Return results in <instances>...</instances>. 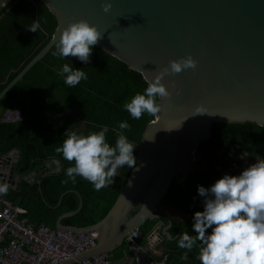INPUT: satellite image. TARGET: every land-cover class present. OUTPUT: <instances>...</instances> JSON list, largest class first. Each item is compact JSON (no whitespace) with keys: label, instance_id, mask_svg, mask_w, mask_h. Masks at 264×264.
<instances>
[{"label":"water","instance_id":"95a60500","mask_svg":"<svg viewBox=\"0 0 264 264\" xmlns=\"http://www.w3.org/2000/svg\"><path fill=\"white\" fill-rule=\"evenodd\" d=\"M13 1L5 4L0 0L4 5L0 16ZM41 1L56 16L57 27L45 46L0 93V100L51 50L60 31L79 19L97 26L102 36L96 46L139 72L147 83L157 72L170 67L171 60L191 54L197 61L195 69L163 77L172 95L159 98L160 110L136 143V166L107 214L88 226L63 224V218L75 215L83 206L78 193V209L58 218L56 228L97 233L93 247L60 264L81 263L113 253L124 244L141 252L130 235L149 219L158 220L151 232L156 231L160 240L171 239L172 221L159 212V207L174 179L182 181L196 169L200 143L211 137L213 125L250 122L264 126V0ZM103 2L111 3L108 12L103 10ZM198 106L203 113L196 112ZM18 157L16 151L0 155V183L17 184L19 188L21 178L15 172ZM257 159L264 158L243 150L226 173L238 175ZM13 160L14 165L6 172L5 162L11 164ZM50 168L43 165L24 179L38 180ZM136 206L138 211L130 215ZM162 220L169 223L158 233Z\"/></svg>","mask_w":264,"mask_h":264},{"label":"trees","instance_id":"16d2710c","mask_svg":"<svg viewBox=\"0 0 264 264\" xmlns=\"http://www.w3.org/2000/svg\"><path fill=\"white\" fill-rule=\"evenodd\" d=\"M37 20L40 23L37 32L29 30ZM57 24L56 16L41 0H16L5 8L0 16V93L45 46ZM55 52L56 44L0 100V155L18 152L15 172L21 178L20 187L9 186V191L3 196L27 210L29 223L56 228L57 220L63 213L78 209L80 194L83 200L81 210L63 218L62 222L65 225L88 226L107 214L133 168L124 166L117 169L114 182L99 191L79 176L73 183L66 175L71 163L56 151L65 139L64 133L68 130L86 135L108 126L110 131L106 138L109 144L114 145L117 135L111 130L117 129L118 123L126 120L131 127L125 130V134L129 141L136 144L156 113H146L137 120L124 109V103L135 94L143 93L148 83L123 61L96 45L88 64L73 56L61 58ZM66 63L82 68L87 79L75 87L66 85L58 75L59 69ZM156 102L160 105L159 98ZM11 111L18 112L21 118L7 121L5 114ZM243 150L264 158V126L250 122L213 125L211 137L200 143L196 169L182 181L174 179L161 205L190 216L187 220L174 222L171 228L174 235L182 232L194 235L191 232L193 214L203 208L197 186L208 187L223 176L240 158ZM134 155L136 157V147ZM43 165H50L51 168L39 178L41 184L38 180L31 182L24 179ZM66 191L60 206L56 207ZM138 209L139 206L133 208L130 215ZM157 222L155 219L147 220L140 231L150 233ZM178 238L179 235L168 242L164 252L168 261L200 264L197 259L199 248L194 247L191 251L181 249L177 246Z\"/></svg>","mask_w":264,"mask_h":264},{"label":"clouds","instance_id":"9594fccd","mask_svg":"<svg viewBox=\"0 0 264 264\" xmlns=\"http://www.w3.org/2000/svg\"><path fill=\"white\" fill-rule=\"evenodd\" d=\"M102 7L108 12L111 3L103 2ZM39 27L37 20L28 29L37 32ZM101 36L97 26L86 19L71 21L59 33L55 55L77 57L88 64L93 47ZM196 66L197 61L191 54L171 60L170 67L157 72L143 93L135 94L124 103V109L137 120L146 113H157L160 110L157 98L165 99L172 95V90L162 82L165 74L195 69ZM58 75L71 87L87 79L82 68L67 63L59 69ZM196 112L203 113L199 106ZM130 127L124 120L118 123V131L111 130L117 135L114 145L109 144L106 138L110 131L108 126L86 135L66 130L65 139L56 151L71 163L66 169L67 177L75 183L79 176L99 191L114 182L117 169L135 167L134 149L137 144L129 141L125 134ZM8 191L9 185L0 183V195ZM197 193L202 198L203 208L193 214L191 232L194 235L182 232L177 246L187 251L198 247L200 264H264V159H257L238 175L226 173L208 187L198 185Z\"/></svg>","mask_w":264,"mask_h":264},{"label":"built area","instance_id":"2783aa9c","mask_svg":"<svg viewBox=\"0 0 264 264\" xmlns=\"http://www.w3.org/2000/svg\"><path fill=\"white\" fill-rule=\"evenodd\" d=\"M18 112H7L8 121L19 120ZM27 210L15 205L0 195V264H60L96 244L97 233H79L60 228H51L45 224L35 226L26 217ZM130 238L145 241L142 254L134 264H175L168 256L150 257L157 245V232L148 234L136 230ZM155 241V243H154ZM80 264H113L107 254H100Z\"/></svg>","mask_w":264,"mask_h":264},{"label":"crops","instance_id":"0c3cea01","mask_svg":"<svg viewBox=\"0 0 264 264\" xmlns=\"http://www.w3.org/2000/svg\"><path fill=\"white\" fill-rule=\"evenodd\" d=\"M14 161L15 160H13L11 164H7V162H5V171L6 172L11 170L12 166L14 165V163H13ZM38 182H39V179H38ZM20 183H21V181H20ZM7 185L15 187V188L18 189V187L16 186L17 184L15 186L11 185V184H7ZM159 212L165 214L166 216H168L171 219L172 224H171V227L169 229V232H170V236L172 238L171 239L165 238L164 240H160V238H158V240L156 241L157 245H155L156 248L152 252H150V254H149L150 257H152V258H157V257L160 258V257L166 255V254H164V252H165V250L167 248L168 242L173 240V239H175L179 235V233L177 235H174L171 232V228H172L174 222L175 221H184V220H187L190 217L188 214H186V213H184L182 211H179V210H177V209H175L173 207H170V206H160L159 207ZM168 223L169 222L167 220H162L160 222L158 228H157L158 233H161L163 228H164V226H166ZM154 243H155V241H154ZM137 244L140 245V247H142V246H145L146 242L145 241H142V242L138 241ZM136 251H137L136 247L135 248L133 247L131 249V248H129V246L124 244L122 247L118 248L113 253H109L107 255H108L109 259L112 261L113 264H134V263H136L138 256H140L142 254L141 253L142 251L139 252V253H136ZM181 258L185 259V256H182Z\"/></svg>","mask_w":264,"mask_h":264},{"label":"flooded vegetation","instance_id":"af4514ba","mask_svg":"<svg viewBox=\"0 0 264 264\" xmlns=\"http://www.w3.org/2000/svg\"><path fill=\"white\" fill-rule=\"evenodd\" d=\"M198 160H199V156L197 157V161H196V163H198ZM48 166H50V165H48ZM235 174V173H234Z\"/></svg>","mask_w":264,"mask_h":264}]
</instances>
